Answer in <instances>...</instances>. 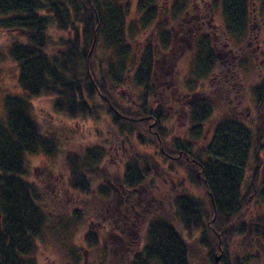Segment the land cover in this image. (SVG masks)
<instances>
[{"label": "trees", "instance_id": "trees-1", "mask_svg": "<svg viewBox=\"0 0 264 264\" xmlns=\"http://www.w3.org/2000/svg\"><path fill=\"white\" fill-rule=\"evenodd\" d=\"M157 1L138 0L143 27L153 26L154 34L143 46L136 41L133 46L129 40L138 39L134 32L141 28V16L128 29L130 9L114 0H0V31L14 35L9 54L18 66L22 91V95L6 97V117L0 118V264H35L30 257L49 219L40 190L30 181L28 162L29 157L54 158L61 152L62 142L43 131L29 101L43 96L53 97L55 113L69 120H100L97 109L111 120L110 144L98 141L65 158V183L76 191H92L104 168L114 165L113 159L124 162L122 183L131 200L118 207L128 218L129 208L137 205L134 196L158 181L155 161L141 154L142 148L156 153L161 167L182 171L189 185L205 194L204 199L179 195L160 210L142 212L145 229L141 235L140 227L129 252L122 254L126 264H191L193 251L177 225L188 234L199 233L200 247L210 250L215 246L223 254L233 241H240V260L223 262V255L220 264H264V218L253 212L264 205L260 158L264 151V87L257 89L254 129L237 119L222 121L210 141L199 148L197 139L203 138L204 124L212 116L211 104L199 100L188 106L181 96L172 98L170 104L160 102L155 91L158 57L171 49L172 31L180 32L183 25L175 28L173 24L187 13L190 2L173 4L170 20L164 17L169 25L161 32L165 13L155 6ZM217 1L222 4L223 41L245 37L253 20L254 1ZM212 30L204 36L195 33L204 41L197 44V55L204 60L202 75L215 80L208 87L220 90L216 80L226 79L228 71L216 57L218 40ZM124 90L129 94H122ZM177 119L184 128L181 132L172 127ZM187 125L193 142L183 139ZM253 150L254 166L244 188ZM98 194L110 199L104 185L99 186ZM101 216L102 224L112 226L113 215L106 211ZM85 241L95 247L98 233L88 232Z\"/></svg>", "mask_w": 264, "mask_h": 264}, {"label": "rangeland", "instance_id": "rangeland-1", "mask_svg": "<svg viewBox=\"0 0 264 264\" xmlns=\"http://www.w3.org/2000/svg\"><path fill=\"white\" fill-rule=\"evenodd\" d=\"M114 1L119 6L130 9L127 15L128 29L141 16V28L134 32L135 38L138 39H134V43L128 40L133 46L136 42L143 46L154 34L152 32L154 27H143L144 19L137 8L138 0ZM253 1L254 13L249 33L240 40L226 39L225 43L221 1L189 0L190 6L187 13L179 16L173 24L175 28H178L182 23L181 31H172L171 49L166 55L158 57L155 91L160 102L165 101L170 104L172 98L181 96L187 105L199 100L211 104L212 116L204 124L203 138L197 139L199 148L210 141L212 132L222 121L233 118L245 123L251 129L256 126L257 89L260 86L264 87V0ZM175 2L177 0H158L155 5L159 9L162 8V13H165L159 25L161 32L169 25L164 17H169L170 20ZM210 28L213 29L212 36L215 35L218 40L215 47L216 57L223 65L225 72L228 71L225 75L228 81L224 76L216 80V85L221 83L220 90L218 88L211 90L208 87L215 80L202 75L200 71L204 60L197 55L199 47L196 46L204 41L199 39L195 33L200 32V36H204L208 34ZM13 37L14 35L0 31V118L6 117L4 110L6 97L22 95L18 83L19 69L9 54V45ZM196 61L198 63L195 65ZM233 64L235 67H231ZM197 68L199 71L196 70ZM193 84L196 85L195 88ZM122 94L128 95L129 93L124 90ZM29 101L43 131L48 134L49 138L53 136L62 142L58 156L50 158L41 155L29 157L28 160L30 181L36 185L38 191L40 190L42 200L45 202L44 206L50 211L45 229L41 237L36 240V250L30 257L35 264H126V260H122V254L126 255L129 252V244L132 239H135L136 233L138 235L140 227L141 235L145 229L144 222L141 221L142 212H149L150 209L151 211L160 210L168 206L179 195L188 194L199 199L205 198L203 190L189 185L182 171H170L169 167L163 165L161 167L159 164L162 161L161 158L153 151V154L146 153L142 148L141 154L150 156L155 161L156 168H154L158 181L150 190L146 186L134 196L133 200L137 202V205L135 209L129 208L128 218L126 212H122V207H118L131 200L122 183L124 162L120 163L118 159H113L114 165H109L108 169L104 168L100 178L97 179L99 184L92 186V191L85 193L76 191L65 183L68 175L65 158L82 153L86 148L97 145L98 141L110 144L113 139L111 137L113 129L110 128L111 120L105 116L104 110L102 113L97 108V116L100 117L101 122L97 117L86 121L69 120L55 113L54 98L50 96L32 98ZM172 127L177 132L184 130L178 119ZM190 130V126L187 125L185 137L180 138L193 142L189 134ZM146 140L148 141L145 138ZM252 154L244 188L249 184L254 166V150ZM128 155L127 153L126 157ZM260 158L264 164V151ZM62 177L63 179L60 180ZM100 185L109 188L110 199L108 201L99 197ZM106 211L111 216L113 215L112 226L108 223H101L103 217H99V214H106ZM253 212L264 218V205L261 209L253 208ZM136 214L137 217H135ZM130 218H134L135 223L132 224ZM177 229L193 251L190 258L191 264H215L216 258L223 255H225L223 262H231L233 259L240 260L243 255L240 241H233L228 251L223 254L215 246L210 250L200 247L198 245L201 236L199 233L188 234L179 225ZM90 231L97 232L99 236V242L93 248L85 241V235Z\"/></svg>", "mask_w": 264, "mask_h": 264}, {"label": "flooded vegetation", "instance_id": "flooded-vegetation-1", "mask_svg": "<svg viewBox=\"0 0 264 264\" xmlns=\"http://www.w3.org/2000/svg\"><path fill=\"white\" fill-rule=\"evenodd\" d=\"M221 261H222V256L220 257L219 261H218V262H216V263H217V264H220V263H221Z\"/></svg>", "mask_w": 264, "mask_h": 264}, {"label": "water", "instance_id": "water-1", "mask_svg": "<svg viewBox=\"0 0 264 264\" xmlns=\"http://www.w3.org/2000/svg\"><path fill=\"white\" fill-rule=\"evenodd\" d=\"M219 259H220V257H219V258H216V262H218V261H219Z\"/></svg>", "mask_w": 264, "mask_h": 264}]
</instances>
